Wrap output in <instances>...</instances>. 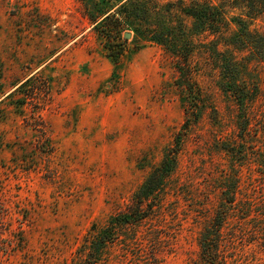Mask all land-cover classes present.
Segmentation results:
<instances>
[{
  "label": "rangeland",
  "instance_id": "rangeland-1",
  "mask_svg": "<svg viewBox=\"0 0 264 264\" xmlns=\"http://www.w3.org/2000/svg\"><path fill=\"white\" fill-rule=\"evenodd\" d=\"M125 1L0 0V264H83L175 146L189 97L164 34L189 51L199 113L152 214L95 264H192L220 210L229 264H264V0H134L141 34L109 41L97 23ZM197 6L215 24L183 10ZM119 42L116 65L106 45ZM35 74L36 98H5Z\"/></svg>",
  "mask_w": 264,
  "mask_h": 264
},
{
  "label": "trees",
  "instance_id": "trees-1",
  "mask_svg": "<svg viewBox=\"0 0 264 264\" xmlns=\"http://www.w3.org/2000/svg\"><path fill=\"white\" fill-rule=\"evenodd\" d=\"M134 2V0H126L123 2L121 11L123 10L126 14L120 15L121 17L107 14L97 23L100 27L108 23L105 28H107L106 36L110 39L109 41H111V37L115 39V36H120L122 30L125 29L126 26L135 28L136 31L141 34L140 29L136 26V22L137 20L142 21L145 19L147 17V13L145 12L144 7L140 4L133 5L132 11H128V5ZM183 10L188 14L199 18L200 21L202 20V22H206L207 24L210 23L211 25L213 21H216L217 16L219 15V12L215 10V8L207 9L197 6L190 8L183 7ZM121 18L122 21L120 20ZM241 35L247 37V39H253V33L250 31L248 32L241 29ZM162 41L167 45L168 49L175 52V56L178 58V61L175 63V67L178 72L177 83L184 92H187V96L189 97L188 103L185 107L187 117L183 125V131H181L177 136L175 146L168 150L161 163L153 169L145 183L133 195L127 208L113 216L106 226L99 233H97L93 239H91L83 264H95L98 262L102 254L101 249L104 248L108 242H112L118 238L124 228L135 225L138 222L145 220L152 214L156 206V199L159 192L163 189L167 179L175 170L177 156L182 146V135L186 134V129L189 128L190 124H192L198 116L200 108L199 100L202 94L197 85L194 66L191 64L189 53L187 54L189 51L187 48L184 49L178 46L174 47L172 44L168 43L169 38L166 37V34H164ZM106 47L108 49L109 56H111L116 65H119L121 63L122 55L125 54L127 49V43L119 42L113 45L109 43ZM254 48L257 53L260 55L263 54L262 57L264 58V49H259L260 47ZM184 54L185 57H183ZM38 77H40V75H32L24 82L20 83L14 90L6 93L5 98L25 105L28 102V99L36 98V96L41 92V87H39V85L35 82V79ZM26 88L28 89L26 90ZM23 90L26 91L22 95V98L18 94H20ZM234 92H237L238 94L237 86ZM237 96L242 99V94L239 93ZM233 196L234 195L227 196V201L230 203L234 202L235 199ZM227 214L228 212L226 210L218 211L212 228L209 229L200 240V254L192 264H229L227 254L221 247V230L227 218Z\"/></svg>",
  "mask_w": 264,
  "mask_h": 264
},
{
  "label": "water",
  "instance_id": "water-1",
  "mask_svg": "<svg viewBox=\"0 0 264 264\" xmlns=\"http://www.w3.org/2000/svg\"><path fill=\"white\" fill-rule=\"evenodd\" d=\"M126 37H130V34H127Z\"/></svg>",
  "mask_w": 264,
  "mask_h": 264
}]
</instances>
